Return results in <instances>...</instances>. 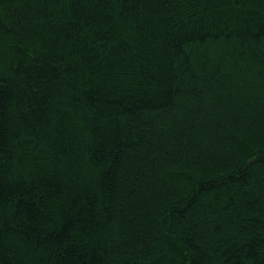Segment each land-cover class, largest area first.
<instances>
[{"label": "trees", "instance_id": "trees-1", "mask_svg": "<svg viewBox=\"0 0 264 264\" xmlns=\"http://www.w3.org/2000/svg\"><path fill=\"white\" fill-rule=\"evenodd\" d=\"M0 264H264V0H0Z\"/></svg>", "mask_w": 264, "mask_h": 264}]
</instances>
